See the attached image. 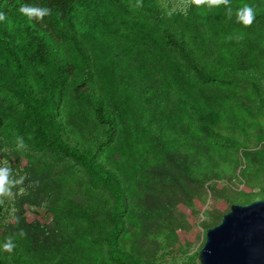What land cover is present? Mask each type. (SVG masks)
<instances>
[{
	"label": "trees",
	"instance_id": "obj_1",
	"mask_svg": "<svg viewBox=\"0 0 264 264\" xmlns=\"http://www.w3.org/2000/svg\"><path fill=\"white\" fill-rule=\"evenodd\" d=\"M0 13V264H200L173 241L207 189L264 199L227 192L264 175V0Z\"/></svg>",
	"mask_w": 264,
	"mask_h": 264
},
{
	"label": "water",
	"instance_id": "obj_2",
	"mask_svg": "<svg viewBox=\"0 0 264 264\" xmlns=\"http://www.w3.org/2000/svg\"><path fill=\"white\" fill-rule=\"evenodd\" d=\"M200 264H264V200L234 204L206 233Z\"/></svg>",
	"mask_w": 264,
	"mask_h": 264
},
{
	"label": "rangeland",
	"instance_id": "obj_3",
	"mask_svg": "<svg viewBox=\"0 0 264 264\" xmlns=\"http://www.w3.org/2000/svg\"><path fill=\"white\" fill-rule=\"evenodd\" d=\"M218 186L222 187L223 185L220 184ZM230 187L231 188H229L227 191L229 194V200L237 199V202H248L249 200H247L245 195L252 194V198H257L261 195V193H263L264 175L253 177L250 180H246V178H242L240 176L239 180H237L234 185ZM207 193L209 199L207 203L204 204L197 201L195 202L194 208L187 212L189 228L187 231L178 230V232H176L173 241L175 242L176 248L179 247L189 250L190 253L201 251V246L206 241V233L208 231L204 223L209 222L211 217H215L217 219L216 221L219 224L221 223L220 216L222 214H227L228 212H230V205H228L225 200L219 199L217 195L209 189H207ZM180 213V211H177L176 213L177 219L179 220L181 219ZM28 216L31 219L36 218L35 215H33L30 211L28 212ZM125 242L126 247L129 250H132L135 254L142 253L145 254L146 257H150L151 254L154 253L155 245H153L150 241H146L142 246H135L132 239H128ZM171 258L173 259V256ZM178 260H180V258H178Z\"/></svg>",
	"mask_w": 264,
	"mask_h": 264
},
{
	"label": "clouds",
	"instance_id": "obj_4",
	"mask_svg": "<svg viewBox=\"0 0 264 264\" xmlns=\"http://www.w3.org/2000/svg\"><path fill=\"white\" fill-rule=\"evenodd\" d=\"M19 11L22 14L27 15L30 19L31 18H38V19H43L45 15L50 14V9L48 8H40V7H30L28 5L22 6ZM250 12V10H248ZM4 15L0 13V20H4ZM8 194V189L5 188L3 185H0V196ZM6 249H11L12 245L11 243H6L4 245Z\"/></svg>",
	"mask_w": 264,
	"mask_h": 264
},
{
	"label": "built area",
	"instance_id": "obj_5",
	"mask_svg": "<svg viewBox=\"0 0 264 264\" xmlns=\"http://www.w3.org/2000/svg\"><path fill=\"white\" fill-rule=\"evenodd\" d=\"M173 255H167L166 260H165V264H182L180 260H177L176 262H174L173 260H171Z\"/></svg>",
	"mask_w": 264,
	"mask_h": 264
}]
</instances>
